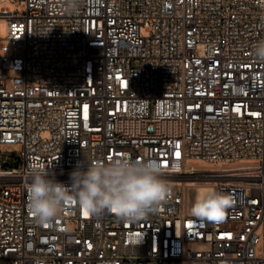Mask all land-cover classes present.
<instances>
[{
  "label": "built area",
  "instance_id": "obj_1",
  "mask_svg": "<svg viewBox=\"0 0 264 264\" xmlns=\"http://www.w3.org/2000/svg\"><path fill=\"white\" fill-rule=\"evenodd\" d=\"M1 1L0 264H264V0ZM125 153L166 169L158 211L31 218L33 168L68 183ZM210 183L219 219L190 211Z\"/></svg>",
  "mask_w": 264,
  "mask_h": 264
},
{
  "label": "clouds",
  "instance_id": "obj_2",
  "mask_svg": "<svg viewBox=\"0 0 264 264\" xmlns=\"http://www.w3.org/2000/svg\"><path fill=\"white\" fill-rule=\"evenodd\" d=\"M253 55L264 62V40L254 46ZM165 172L152 156L133 159L127 153L107 161H78L69 173L68 183L56 180L37 166L31 170V180L26 185L28 212L40 226H51L73 203L90 216L109 213L124 223L144 220L158 211L171 194L162 178ZM231 203L228 194L213 190L211 197L198 200L190 211L212 220L217 210L226 209Z\"/></svg>",
  "mask_w": 264,
  "mask_h": 264
},
{
  "label": "rangeland",
  "instance_id": "obj_3",
  "mask_svg": "<svg viewBox=\"0 0 264 264\" xmlns=\"http://www.w3.org/2000/svg\"><path fill=\"white\" fill-rule=\"evenodd\" d=\"M15 0H10L8 5L16 10H19L22 12L25 9V4L24 2H21L20 5H15ZM4 5V2L0 0V8ZM6 33L5 29V24L3 23L1 26V32L0 34L4 36ZM188 165L189 166H194L195 168H200V169H214V168H219V169H224L228 167H235V166H240V165H259L261 163L260 159H247V160H242V161H237V162H232V163H215V162H208L202 159H197V158H190L188 160Z\"/></svg>",
  "mask_w": 264,
  "mask_h": 264
},
{
  "label": "bare ground",
  "instance_id": "obj_4",
  "mask_svg": "<svg viewBox=\"0 0 264 264\" xmlns=\"http://www.w3.org/2000/svg\"><path fill=\"white\" fill-rule=\"evenodd\" d=\"M191 185L194 184L193 182L190 183ZM213 184H206V185H201L196 187V194L195 198L196 200H204L206 198L211 197L213 193Z\"/></svg>",
  "mask_w": 264,
  "mask_h": 264
},
{
  "label": "snow or ice",
  "instance_id": "obj_5",
  "mask_svg": "<svg viewBox=\"0 0 264 264\" xmlns=\"http://www.w3.org/2000/svg\"><path fill=\"white\" fill-rule=\"evenodd\" d=\"M177 155H179L178 153H177ZM85 214H87L86 212H85ZM220 217H219V215H213V219H219Z\"/></svg>",
  "mask_w": 264,
  "mask_h": 264
},
{
  "label": "water",
  "instance_id": "obj_6",
  "mask_svg": "<svg viewBox=\"0 0 264 264\" xmlns=\"http://www.w3.org/2000/svg\"><path fill=\"white\" fill-rule=\"evenodd\" d=\"M17 164V163H16Z\"/></svg>",
  "mask_w": 264,
  "mask_h": 264
}]
</instances>
